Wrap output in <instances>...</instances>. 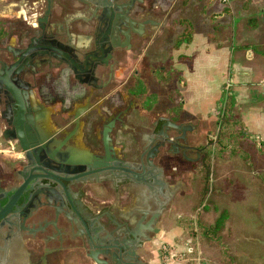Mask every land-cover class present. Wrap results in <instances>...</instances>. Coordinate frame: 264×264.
I'll return each mask as SVG.
<instances>
[{
  "label": "flooded vegetation",
  "instance_id": "obj_1",
  "mask_svg": "<svg viewBox=\"0 0 264 264\" xmlns=\"http://www.w3.org/2000/svg\"><path fill=\"white\" fill-rule=\"evenodd\" d=\"M153 3L0 0V19L27 25L0 27V59L8 65L13 98L5 107L0 90L1 153L8 155L0 166V198L6 197L0 202V264H73L78 256L83 263L96 256L123 264L117 245L128 237L126 227L143 215V223L157 222L158 210L174 198L159 162L204 168L210 143L194 139L182 82L177 74L175 91L172 66L153 61L159 58L151 46L159 32ZM18 98L24 142L41 146L31 159L19 144ZM38 105L48 111L35 119ZM129 182L138 201L129 198ZM93 185L104 190V199L89 196ZM126 206L133 223L117 214ZM145 232L151 236L155 229ZM131 264L145 263L139 255Z\"/></svg>",
  "mask_w": 264,
  "mask_h": 264
},
{
  "label": "rangeland",
  "instance_id": "obj_2",
  "mask_svg": "<svg viewBox=\"0 0 264 264\" xmlns=\"http://www.w3.org/2000/svg\"><path fill=\"white\" fill-rule=\"evenodd\" d=\"M160 1L166 8L173 0ZM194 1L198 0L177 1L168 17L171 19L168 33H176L181 25L178 19L195 10ZM200 2H205L200 11L204 19L195 15L192 21L197 19L203 24L211 37H222L236 44L242 50L236 55L244 63L264 62V0H231L229 5L232 7L222 10L221 7L228 5L219 0ZM2 5L6 6V2ZM1 13L4 12L0 10ZM8 20L1 18L0 27L9 24L11 30L20 31L27 26L22 19ZM31 22L34 23L33 19ZM3 27L6 29L5 25ZM164 65L172 66L167 62ZM259 81L251 87L264 98ZM230 92L232 94V86ZM233 110L230 114L225 109L221 111L215 103L208 121L202 125L205 131L195 133L194 139L210 143L206 168L163 159L170 168L178 169L176 173L171 172L181 173L187 188L168 215L169 225L177 227L180 236L171 243L158 240L153 245L159 264L179 261L187 264H264V149L245 133ZM7 158V153L0 152V166ZM1 170L0 174L3 173ZM222 211L227 214L223 229L204 233ZM187 239L191 242L183 258L165 260L161 246H174L170 251L179 253L185 249ZM78 259L70 260L76 264L81 262L80 256Z\"/></svg>",
  "mask_w": 264,
  "mask_h": 264
},
{
  "label": "crops",
  "instance_id": "obj_3",
  "mask_svg": "<svg viewBox=\"0 0 264 264\" xmlns=\"http://www.w3.org/2000/svg\"><path fill=\"white\" fill-rule=\"evenodd\" d=\"M178 0L170 2L166 8L160 0H154L155 13L153 21L157 22L158 34L155 41L151 43L153 51L159 54V58L154 62H167L171 64L174 70L173 88L176 89L177 74L184 84L180 87L183 106L188 114V121L196 128V133L203 132L202 127L204 122L209 119L210 112L217 105L222 95V85L227 78L232 81V97L234 100L233 111L243 125V129L250 138H258L264 142V98L258 90L252 88L254 83L264 81V62L244 63L239 60L236 54L242 51L237 48L236 44L228 42L227 39L211 37L210 31H206L197 19L192 21V16L197 15L204 19L200 11L205 7V2L194 1L195 10L189 13V16L178 19L184 20L185 23L191 24V30L183 23L179 26L176 33H168L170 29L169 15L175 9ZM232 5L220 9H230ZM165 8V9H164ZM219 10L216 14H218ZM200 20V19H199ZM201 21V20H200ZM164 24V28H159ZM179 25V24H178ZM166 27V28H165ZM185 34V35H183ZM184 38L181 43L176 45L177 39ZM186 38V40H185ZM188 38V41H187ZM178 64L180 66L175 65ZM157 64V63H156ZM176 69V70H175ZM262 79V80H261ZM205 86V87H203ZM176 91V90H175ZM262 93V92H261ZM164 94L160 91V96ZM140 100H137V104ZM48 111V110H47ZM193 118V119H191ZM201 130V131H200ZM173 160V159H171ZM165 174V180L170 181L168 187L173 190L174 198L169 207L159 211V218L154 222L153 229L155 232L151 234V241L146 242L138 250V254L145 264H159L156 251L153 245L158 241L171 243L174 239L180 236L177 227H172L168 223L169 212L174 208L177 198L182 195L187 184L182 177V174H174L163 159L159 162ZM174 171V170H173ZM174 175H177L175 178ZM127 184V192L131 200L138 201L139 196L134 188V184ZM126 185V184H125ZM133 190V192H132ZM128 195V194H127ZM123 190L120 192V197H127ZM89 196L92 199L101 200L106 197L103 189L97 186H91ZM108 197V196H107ZM99 208H92L94 214L98 213ZM123 220L129 219L134 221L132 210L130 208L121 207L117 213ZM77 261L79 259L77 258ZM76 264H94V262H78ZM169 264H187L184 262H171ZM192 264H196L193 262Z\"/></svg>",
  "mask_w": 264,
  "mask_h": 264
},
{
  "label": "water",
  "instance_id": "obj_4",
  "mask_svg": "<svg viewBox=\"0 0 264 264\" xmlns=\"http://www.w3.org/2000/svg\"><path fill=\"white\" fill-rule=\"evenodd\" d=\"M124 5H126L125 6L126 11L129 12V10L132 7L131 3L123 4V6ZM118 8H120V6H118ZM40 20L41 18L37 19V25H40V22H39ZM43 20L45 21L46 18H43ZM153 23L157 24V22L155 21H153ZM8 74H9L8 65L3 60L0 59V90H3V93L5 94L7 98V100H5V107L7 108L9 107L8 102L13 100V98H11L10 94L8 93ZM15 105L16 106L18 105V113H19V122L17 124V128L20 133V137H19L20 148L24 152L25 156L31 159V156L33 157V154H37V152L41 149V146L38 143H25L24 142V136L21 132L23 128L22 113L24 111V108L19 98L17 102H15ZM45 110H47V108L41 105H38L36 108H33V111L35 112V119H38L45 112ZM27 117L30 123L33 124L34 116L31 114H28ZM3 137L7 139V135L5 132L3 133ZM104 139H105V142H107L108 137L106 133L104 134ZM147 163L150 166H152V163L150 160H148ZM129 171L131 172V170ZM151 172L152 171H148L147 173H150L151 175ZM4 199H6V197H1L0 202L3 201ZM159 211L160 209L158 210V213ZM156 214L155 216H157ZM144 218L145 217L143 215L142 217L139 218L138 223L131 222L133 224L126 227L128 231V237H124L121 240V243L117 245V249L120 251V253L122 254L124 258L123 264H131L133 258L134 259L139 258V255L135 254V250L140 249L143 246L145 241H151L152 236H149L145 231H152L153 224H154V218H150L149 220L143 223L142 220H144ZM131 243L133 244V249H134L133 251H129L128 249V246H129L128 244H131ZM93 260L96 264H100V263L107 264L105 260L99 259L96 256H93Z\"/></svg>",
  "mask_w": 264,
  "mask_h": 264
},
{
  "label": "built area",
  "instance_id": "obj_5",
  "mask_svg": "<svg viewBox=\"0 0 264 264\" xmlns=\"http://www.w3.org/2000/svg\"><path fill=\"white\" fill-rule=\"evenodd\" d=\"M222 4H229L231 0H219ZM231 86H232V81L230 80V78H227L225 81H224V84H223V89H222V93L224 95H228L229 93L231 94L230 90H231ZM260 86H261V90H262V93L264 94V81L260 82ZM219 108L221 111H223V105L222 103H219L218 104ZM218 111V110H217ZM256 142H257V145L259 147H262L264 149V142H262L260 139L258 138H255ZM3 146H2V142L0 143V152H2L3 150ZM191 240L190 239H187L185 241V249H182L179 253H173L172 251H170V247H174V246H171V245H163L161 246V250H162V254L165 258V260L167 259H170V260H174L175 258H183L186 253L189 251V244H190Z\"/></svg>",
  "mask_w": 264,
  "mask_h": 264
},
{
  "label": "trees",
  "instance_id": "obj_6",
  "mask_svg": "<svg viewBox=\"0 0 264 264\" xmlns=\"http://www.w3.org/2000/svg\"><path fill=\"white\" fill-rule=\"evenodd\" d=\"M180 23H183L186 27L188 26V28L191 30V24H190L189 22H188V23H187V22L185 23V21L182 20ZM183 35H185V34H183ZM183 39H184V38H182V37H180L179 39H177L176 45H178L179 43H181ZM185 40H186V38H185ZM187 41H188V38H187ZM181 82H182V81H181ZM183 85H184V84L182 83V87H183ZM219 103H222V105H223V109H225V111H226L227 113L230 114V113L232 112V110H233V106H234V100H233L232 94L229 93L228 95H224V94L222 93V95H221V97H220V99H219L217 105H218ZM223 111H224V110H223ZM218 114L220 115L221 112H218ZM229 114H228V116H229ZM245 133H246V132H245ZM206 167H207V166H206V164H205V168H206ZM226 216H227L226 211H222V212L219 214V216L215 219L213 225L210 226V227H208L207 229H205V230H204V233H208V232L216 233V232H218V231H221V230L223 229L224 223H225V221H226Z\"/></svg>",
  "mask_w": 264,
  "mask_h": 264
}]
</instances>
